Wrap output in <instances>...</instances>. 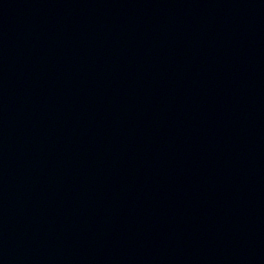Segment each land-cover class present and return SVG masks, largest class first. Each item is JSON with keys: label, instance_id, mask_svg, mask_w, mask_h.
I'll return each instance as SVG.
<instances>
[{"label": "water", "instance_id": "1", "mask_svg": "<svg viewBox=\"0 0 264 264\" xmlns=\"http://www.w3.org/2000/svg\"><path fill=\"white\" fill-rule=\"evenodd\" d=\"M0 264H264V0H0Z\"/></svg>", "mask_w": 264, "mask_h": 264}]
</instances>
